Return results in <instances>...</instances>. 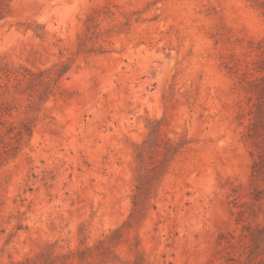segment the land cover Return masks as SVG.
I'll return each mask as SVG.
<instances>
[{
	"label": "rangeland",
	"instance_id": "374dc122",
	"mask_svg": "<svg viewBox=\"0 0 264 264\" xmlns=\"http://www.w3.org/2000/svg\"><path fill=\"white\" fill-rule=\"evenodd\" d=\"M263 78L264 0H12L0 264H244Z\"/></svg>",
	"mask_w": 264,
	"mask_h": 264
},
{
	"label": "trees",
	"instance_id": "16d2710c",
	"mask_svg": "<svg viewBox=\"0 0 264 264\" xmlns=\"http://www.w3.org/2000/svg\"><path fill=\"white\" fill-rule=\"evenodd\" d=\"M12 0H0V23L6 19L10 13V2ZM67 70L66 66H61L55 71V77L59 78L65 71ZM12 72L9 70L3 71V74L9 75ZM43 73V71H41ZM33 75V74H30ZM41 75V74H40ZM38 76H30V80L33 81L37 78ZM261 87V93H260V98L261 100L259 101L258 104V113H257V120L254 121L253 123V132L251 136H256L258 134V127L264 129V120H263V114H264V78L262 80V86ZM256 123V124H255ZM26 130H28V127H26ZM141 156V155H140ZM252 177H254L256 180L264 181V158L259 157L256 161H254L252 165ZM138 189V194L139 193H146L148 191V185L147 181H144L140 183V185L137 186ZM262 190H258L256 187L254 188V193H253V198L255 200H259L263 198L261 195ZM138 197V196H136ZM136 201H134V204ZM248 233H247V238L250 241V246L251 249L248 253L247 256V261L244 264H251V261L254 259L258 258L256 263L253 262L254 264H263L264 263V249H260L261 244L264 243V226L263 227H255L251 228L250 226L247 227Z\"/></svg>",
	"mask_w": 264,
	"mask_h": 264
}]
</instances>
